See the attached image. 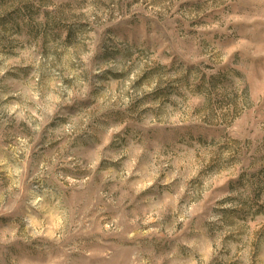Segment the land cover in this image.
I'll return each instance as SVG.
<instances>
[{
	"label": "rangeland",
	"instance_id": "obj_1",
	"mask_svg": "<svg viewBox=\"0 0 264 264\" xmlns=\"http://www.w3.org/2000/svg\"><path fill=\"white\" fill-rule=\"evenodd\" d=\"M0 264H264V0H0Z\"/></svg>",
	"mask_w": 264,
	"mask_h": 264
}]
</instances>
